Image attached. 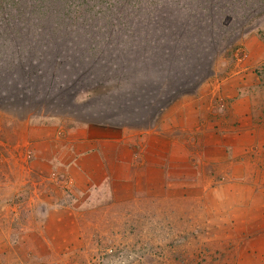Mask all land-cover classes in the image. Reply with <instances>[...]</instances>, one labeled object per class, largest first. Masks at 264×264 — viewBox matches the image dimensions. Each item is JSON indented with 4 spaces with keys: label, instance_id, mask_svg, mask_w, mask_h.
<instances>
[{
    "label": "rangeland",
    "instance_id": "rangeland-1",
    "mask_svg": "<svg viewBox=\"0 0 264 264\" xmlns=\"http://www.w3.org/2000/svg\"><path fill=\"white\" fill-rule=\"evenodd\" d=\"M262 1L241 0L237 5L233 2L234 17L220 15L219 18H215L218 29L212 34L206 29L200 30L201 34L215 43L210 53L212 61L208 69L206 62L196 65L194 56H198V53L194 54L193 51L183 49V44L187 41L183 42V36L181 37L180 33L177 34L179 30L176 31L174 28L183 20L179 18L183 16L180 9L176 11L171 3V6L166 4L163 6V11L165 10L169 16H160L153 7L152 16L150 6L144 4L130 17L126 10L124 14L122 13L121 23L110 27L113 31L104 29L97 32L94 30L96 36H92V46L95 51H103L105 48V52L109 53L112 52V47L106 45L109 37L114 42L118 39L124 40L123 54L119 58L117 49H115L112 54V65L107 64L111 65L112 70H106L109 74L122 78L121 85L119 86L117 81L116 83L110 82L108 89L111 92L103 97L97 96L96 92H105V85L97 91L83 89L78 94V104L73 103L72 99V103L66 104L67 109H63L64 105L61 100L58 108L48 107V105L44 107L43 104L34 100L32 105H24L27 103L25 101L22 106L2 103L4 106L0 105V144L5 158L9 153L8 140L15 141L17 144L20 142V148H24L26 139L32 144L48 138L44 135L45 128L51 130V135H56L58 131L60 132V128L66 129L87 123L93 118L90 116L89 107H94L95 101L98 102L96 105H100L103 99L108 103L113 102L126 107L141 105L142 101L145 104L146 102L151 104L154 110L151 116L149 113L138 115L140 111L137 110L134 111L136 115L117 116L120 115L118 113L120 110L117 108H109L108 111L96 115L97 118L98 116L109 118L110 123L125 122L143 126L167 118L169 114L182 108V105L185 106V100L191 98L194 113L202 111L203 117L198 116V120L188 122L183 119L182 113L174 115L178 124L176 129L178 137L182 139V142L178 144L183 145L186 137L190 135L185 131L188 127L186 129L180 127L182 122L193 128L192 138L187 140V144L194 152L200 139L207 136L208 140H213L217 136H222V133H217L216 126L222 125L219 117L227 122L220 112L221 109L229 110L227 101L232 98L229 89L233 81L243 83L248 78L249 81L255 83L253 76L256 74L257 78L258 75L260 80L258 79L259 84L254 90L255 101L264 100V55H260L264 54V11L260 13V10H264ZM127 6L128 9L131 7L130 4ZM109 14L115 18L113 12ZM105 17L106 15L102 18ZM156 37L159 40L156 44L145 46V40L152 38L154 40ZM171 44L176 45V48L171 47ZM204 54L202 52L201 56ZM254 56H256L257 64L254 69L257 68V70L250 68L251 72L247 69L240 72L242 66L250 62L251 58L254 59ZM182 57L189 60L183 61ZM119 63H125L122 66L123 71L113 66ZM100 68L102 66L98 65V70L101 71ZM207 73L210 77L204 79ZM238 75L239 78L236 79ZM234 77L235 80H233ZM97 78L98 76L95 75L94 79ZM94 96H97V100H91ZM251 96L252 92L246 95L247 98ZM120 100H123V103ZM236 106L237 111L243 112L245 103ZM252 108L257 111L252 121L260 125L257 129L264 134V101L253 103ZM39 127L43 129L37 133L36 130ZM27 128H31L28 134ZM29 135H31L30 139ZM49 138L51 139V136ZM261 138L264 140V136ZM260 143L251 147L250 152H256V154L250 159L251 168L247 170L242 169V166L240 168L235 166L237 164L234 161L235 158L232 160L234 151L227 154L230 156L226 158L223 165L215 164V167L212 165L209 168L210 176L214 177L219 185L232 183L235 193L240 191V200L246 197V193L250 199L254 196L251 203L258 210V212L254 211V214L258 215L260 214L258 205H262V196H264V145L260 146ZM53 144H56V141H53ZM17 153L18 157L21 154V157H24V151ZM231 163L233 167H230ZM20 191L24 195V189ZM241 192L244 195H241ZM53 200L52 206L61 207L60 196ZM67 201L70 202L69 200L64 202ZM185 202V200L177 202H172V200L139 201L137 204L133 201L126 203L128 205L122 204L117 207L110 206L97 208V210L92 208L93 212L88 210L79 215V221L84 229L82 247L75 248V252L70 254L68 253L72 252L70 247L52 249L55 253L60 252V264H264V243L247 246L249 237H245L241 232L239 234L234 232V220L228 213L229 209H223L215 216L207 218L200 214L199 206L191 207ZM217 204H220L218 200ZM84 209L86 208L82 210ZM235 220L236 222L244 221L237 216ZM237 226L242 227L239 223ZM240 228L238 230L242 231ZM244 246L247 247L244 248ZM39 249L46 251L41 253ZM50 249L48 247L27 249L20 246L17 250L13 248L12 253H7L9 248H0V264H55L46 257ZM64 254L67 256H62Z\"/></svg>",
    "mask_w": 264,
    "mask_h": 264
},
{
    "label": "crops",
    "instance_id": "crops-1",
    "mask_svg": "<svg viewBox=\"0 0 264 264\" xmlns=\"http://www.w3.org/2000/svg\"><path fill=\"white\" fill-rule=\"evenodd\" d=\"M255 61L256 56L244 64L240 72L246 69L251 72L250 68L253 70L257 66ZM255 75V83L248 78L243 83L233 81L229 89L232 98L227 101L229 110L221 109L220 112L227 122L219 117L222 125L216 126L217 133L222 136L213 140H208L207 136L200 139L195 152L187 144L193 128L185 122L180 124L183 129L188 127L185 131L190 135L179 145L182 139L178 137L174 118L176 113H182L188 122L203 117L202 111L194 113L191 98L167 118L149 125L90 121L60 128L56 135L45 128L44 135L48 138L32 144L26 139L24 148H20V142L8 140L7 158L0 144V248H9L7 253H12L13 248L17 250L20 246L27 249L48 247L51 249L46 257L60 264V252L55 253L52 248L70 247V254L82 247L84 229L79 221L82 213L93 212L92 208L128 205L126 203L133 201L139 204V201L165 200H185L186 205L199 206L200 214L207 218L229 209L234 232L249 237L247 246L264 243V196L262 205H258L260 214H254L258 212L251 203L254 196L250 199L246 193L244 200H240V191L235 193L232 183L219 185L209 170L212 165H223L232 151V160L235 158L237 162L235 166L247 170L251 168L250 159L256 154L250 152L251 147L260 142V146L264 145L261 138L264 134L257 129L260 125L252 121L257 112L252 108L253 103L264 101H255L254 90L260 80ZM249 92L252 96L247 98ZM240 103H245L243 112L236 109ZM42 129L39 127L36 132ZM30 132L31 128H27V134ZM18 151H24L23 158L22 154L18 157ZM22 188L24 191L30 189L23 195ZM59 196L61 207L52 206L53 199ZM66 200L70 202H64ZM236 216L244 221L236 222Z\"/></svg>",
    "mask_w": 264,
    "mask_h": 264
},
{
    "label": "trees",
    "instance_id": "trees-1",
    "mask_svg": "<svg viewBox=\"0 0 264 264\" xmlns=\"http://www.w3.org/2000/svg\"><path fill=\"white\" fill-rule=\"evenodd\" d=\"M240 1L0 0V105L5 103V105L22 106L25 101L27 103L24 105H32L34 100L44 107L48 105L58 108L61 100L63 109H67L66 104L72 103V99L73 103L78 104L77 97L83 89L97 91L105 85V92H96L97 96L103 97L111 92L108 89L110 82L117 81L120 86L123 79L109 74L106 70H112V54L115 49L119 58L123 54L124 40L118 39L114 42L109 37L106 44L112 47V52L109 53L105 52V48L103 51H95L92 46V36H96L95 31L104 29L113 31L110 27L121 23L122 13L128 10L127 15L130 17L144 4L150 6L152 16L153 7L158 15L169 16L165 10L163 11V6L170 3L176 11L178 9L182 11L183 16L179 18L183 20L174 28L176 31L179 30L177 34L183 36V42L187 41L183 44V49L193 51L194 54L198 53V56H194L196 65L206 62L208 69L212 61L210 53L215 43L201 34L200 30L206 29L210 34L214 33L218 29L215 18H219L220 15L234 17L233 2L237 5ZM262 2L264 3V0ZM127 4L131 5L129 9ZM263 11L260 10V13ZM112 12L115 18L109 14ZM105 15L106 17L102 18ZM158 38L145 40V46L146 44L153 46L159 41ZM190 42L192 45H188ZM171 47L176 48V45L171 44ZM202 52L205 53L203 56H201ZM182 60L189 59L182 57ZM124 64H113V66L123 71ZM98 65L102 66L101 71L98 70ZM95 75L98 76L97 79H94ZM208 77L210 76L207 73L204 79ZM97 96L91 97V100L96 99ZM120 102L123 103V100ZM97 103L95 101L94 107H89L90 116L93 118L87 122H107L109 118H99V116L97 118L96 115L108 111L109 108L119 109L120 115L117 116L122 117H126L125 114L136 115L135 110L140 111L138 115L149 113V116L154 111L152 105L147 102L145 104L144 101L140 103L141 105L133 107L108 103L105 99L100 102L102 106L96 105ZM121 124L133 125L125 122Z\"/></svg>",
    "mask_w": 264,
    "mask_h": 264
}]
</instances>
